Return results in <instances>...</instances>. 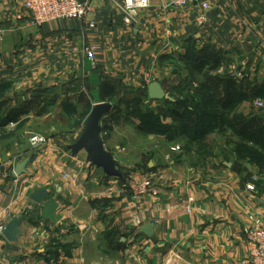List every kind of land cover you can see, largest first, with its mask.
Wrapping results in <instances>:
<instances>
[{"label":"crops","instance_id":"crops-1","mask_svg":"<svg viewBox=\"0 0 264 264\" xmlns=\"http://www.w3.org/2000/svg\"><path fill=\"white\" fill-rule=\"evenodd\" d=\"M23 2L0 0V108L7 112L3 117L11 110L27 111L20 119L26 125L34 120L46 143L32 147L22 136L19 146L10 143L0 153V222L6 226L24 216L15 242L0 237V264H241L247 256L244 231L264 215V162L235 172L230 162L239 140L230 129L203 139L213 152L204 160L184 147L172 152L178 145H168L165 136L147 135L152 169L142 170L123 162L125 148L112 150V132L118 128L112 111L100 125L104 148L117 169L132 170L129 175L119 170L123 178L113 180L88 168L86 154L87 165L72 156L68 147L83 124L62 131L69 119L61 105L81 112L88 103H106L97 99L106 81L115 84L117 93L125 85L144 92L162 81L173 99L166 85L176 81L172 70L184 67L187 72L178 76L189 86L206 82L222 99L231 89L249 96L231 118L236 112L248 115L259 98L253 95L261 87L264 91V0H189L184 6L150 0L129 24L123 0H91L94 29L77 20L36 26ZM201 12L206 21L198 26ZM89 48H96L94 65L84 54ZM46 104L64 121L58 123L52 112L38 115ZM139 104L157 115L164 104L171 105L151 101L148 94ZM24 160L25 173L16 176L14 169ZM148 178L152 191L136 205L127 184ZM37 190L45 192L40 203L29 198ZM188 204L189 213L182 208ZM148 223L154 225L151 238L139 232Z\"/></svg>","mask_w":264,"mask_h":264},{"label":"trees","instance_id":"trees-1","mask_svg":"<svg viewBox=\"0 0 264 264\" xmlns=\"http://www.w3.org/2000/svg\"><path fill=\"white\" fill-rule=\"evenodd\" d=\"M258 90L253 98L259 97L264 98V91ZM182 88L179 89L178 94L182 92ZM194 98L192 103H198L202 106V109H193L181 102L182 99H178L175 96L173 101H166L171 106H177L179 110H183L181 118L187 120L186 123H179L174 119L178 125L173 123L165 125L162 123L160 116L150 111L138 112L136 117L138 119L137 129L142 135H162L169 138L172 135H180L187 137L188 144H199L195 149L194 153L200 159H207L213 156L212 147L208 144L201 143L203 139L214 131H223L230 129L231 132L238 138L239 142L233 145L234 162L232 169L235 172H240L245 169V164L257 163L260 166L264 162V116H259L255 112H250L246 116H239L240 119L232 120L231 112L239 104L248 101L249 96L239 92L236 89H231L230 95L226 99L219 98L212 92L211 87L206 82H198L194 88ZM141 92V91H139ZM119 93V92H118ZM116 92L115 84L111 81H106L101 86V96L106 99L107 102H112L118 94ZM144 96L147 98V91L145 89ZM189 97H186L188 100ZM91 104H87L85 109L78 112L75 107L71 104H62V111L70 119L74 120V126L82 124L84 119L88 116L91 110ZM27 114L26 112H19L11 110L5 117L2 116L0 110V130L8 124H16L19 128L24 121L20 119L21 116ZM38 115L42 114V111H38ZM239 124V126L237 125ZM252 143V150L258 151L255 155L252 150H243V146L246 145L243 142ZM201 143V144H200ZM247 146V145H246ZM249 147V146H248ZM147 170L152 168L148 167V162L145 164ZM125 181V180H124Z\"/></svg>","mask_w":264,"mask_h":264},{"label":"rangeland","instance_id":"rangeland-1","mask_svg":"<svg viewBox=\"0 0 264 264\" xmlns=\"http://www.w3.org/2000/svg\"><path fill=\"white\" fill-rule=\"evenodd\" d=\"M181 72L185 73V72H187V70L184 67L174 68L172 70V75L174 77H176V81L173 84L170 83V84L166 85L167 92H170L172 96H175L178 99H182L181 102H183L184 104H187L188 106L193 107V109H195V111H197L198 108L202 109V106L198 105V103H194V104L192 103V100L194 98V92H191V91H192V89H194L195 86L194 85L189 86L187 84L186 80H181L180 76H178ZM191 83H192V80H191ZM164 86H165V83H164ZM181 88L183 90L180 94H178V91ZM142 97H145L144 93L139 92L138 90H136V88L125 85L124 87H121L119 89V93L117 94L115 99H113L112 102H107V101H104V102L109 103L112 106L110 113L113 111L112 119L115 122L114 125H118V128H116V130L114 132H112L113 133L112 134L113 141H112V147H111L112 150L114 149L115 145L121 146L122 148H125V151H123L121 153V156L123 157L122 158L123 162H125L126 164L130 163L133 166L137 165V169L146 170L145 164L147 162H149L152 158V141H150L149 139L146 138L147 135H142L139 133V131L137 129L138 119L136 117H134V116H136V114H138V112L150 111V109L146 108V106L144 108H140L139 101L142 99ZM186 97H189V99L186 100ZM41 98L42 97H38L37 100H40ZM102 98L103 97H98L97 99L104 100ZM97 99L96 100L92 99L91 103L96 102ZM0 103H4V102H0ZM120 103H121V105H119V106H121V107L119 108L118 104H120ZM11 108H12V106L9 105L6 110L8 111ZM48 108H49V106L47 107V104L44 106L43 109L41 108L42 113L52 112V114L50 116H53V119H55L56 121H60L58 123H61V120H63L59 117V116H61V113H58L57 111H54L53 109H50V108L48 111ZM254 109H252L253 112L258 114L259 116H264V109H262V110H257L256 108H254ZM0 110H1V113L3 115H5L7 113L2 108H0ZM179 112L184 113V111L179 110L177 106H171V105H165L164 104L163 109L160 110L158 114L160 117L163 118V120H161V121L166 120L168 122V124L173 123L174 125H178L176 122H173L174 119H176V121L179 123H186L187 120L184 118H181L180 117L181 114ZM237 113L238 112H236L232 118L235 121L237 119L238 120L240 119V117L238 116ZM184 115H186V114L184 113ZM105 118H103V120ZM68 119L70 122H72V124H68L69 121L67 120L68 122H66V127L64 124L62 131L63 130H67V131L72 130V127L77 129L78 126L77 127L74 126V120L70 119L69 117H68ZM85 119H84V121H85ZM84 121L82 122V124L84 123ZM82 124H81V128H82ZM168 124H165V125H168ZM237 125L239 126V124H237ZM39 129L40 128H38V125L36 124V122L34 120H32V122H30L29 125H26L24 122L19 128H17L16 124H13V123L8 124L5 129L0 130V143H1L0 146L3 145L2 147H0V153L7 151V149H9V147L12 146L10 143H14L16 146H19V143L21 142L20 138L22 136H26V139L28 136V139H29L31 134H37V133L43 134V132H41ZM45 134H47V133H45ZM165 138H166V143L168 145H170V144L172 146L178 145L180 148V151H181L182 147H184L185 150L192 151V150H194V148L196 146L194 144H188L187 143V137H185V136L182 137L180 135H172L170 138H169V136L165 137ZM225 143L228 144V139L225 140ZM31 146L37 147V146H33V145H31ZM243 150L247 151V150H252V149L250 147L244 145ZM252 152L255 155H257V153H258V151H255V150H252ZM77 156H79V161H81L85 165H87L85 163V153L84 152H80ZM227 158L225 160L227 162H229L228 161L229 158L228 159ZM216 159L218 160V157H216ZM222 161H224V160H222ZM230 163L232 164L233 162H230ZM87 167L89 168V164ZM118 170H120L123 174H128V171H132L131 169H126L125 167L123 168V167H120L119 165H118ZM99 171L101 172V170H99ZM111 179L116 180L115 178H111ZM126 182H128V181H126Z\"/></svg>","mask_w":264,"mask_h":264},{"label":"built area","instance_id":"built-area-1","mask_svg":"<svg viewBox=\"0 0 264 264\" xmlns=\"http://www.w3.org/2000/svg\"><path fill=\"white\" fill-rule=\"evenodd\" d=\"M189 0H174L173 4L176 6H184ZM150 0H123L121 9L125 13L124 22L131 23V17L138 11L149 8ZM203 10L209 8L208 4L203 3ZM23 8L30 16L31 22L36 26L58 21V20H77L81 21L88 29H94L95 23L91 16L94 13V7L91 0H24ZM206 21L204 12L196 16V24L202 26ZM3 31L0 30V41L2 39ZM96 48L84 49V54L87 61L94 65ZM239 77L243 75L242 72L235 73ZM253 105L257 110L264 109V102L262 99L256 98ZM29 142L33 146H39L46 143V139L39 134H31ZM172 152L180 150L178 146L170 148ZM1 164V161H0ZM130 192L131 201L140 205L142 198L150 191H152L153 183L151 179H145L141 182L130 180L127 184ZM248 190H253L248 187ZM190 204V203H189ZM188 205H182V208L187 213L190 212ZM5 229V224L0 222V237ZM244 239L247 245V256L241 264H264V215L255 220L252 226L244 231Z\"/></svg>","mask_w":264,"mask_h":264},{"label":"water","instance_id":"water-1","mask_svg":"<svg viewBox=\"0 0 264 264\" xmlns=\"http://www.w3.org/2000/svg\"><path fill=\"white\" fill-rule=\"evenodd\" d=\"M148 98L151 101L166 100L172 102L173 99L162 88V81H154L148 86L147 90ZM112 106L109 103L94 104L83 123V129L81 135L77 141L68 147L72 156L78 155L80 152L86 154V162L90 167L99 169L108 178L122 179L123 176L117 169L115 159L111 153H109L103 145L101 139V121L111 111ZM28 160H24L22 163L17 164L14 169V174L20 176L25 173V166ZM149 168H152L150 163ZM30 200L35 203H40L45 198V192L41 190L34 191L30 195ZM264 205V201H262ZM24 216L13 217L5 226L2 232V237L9 243L15 242L19 237V226L23 221ZM154 225L148 223L139 229L145 237L151 238Z\"/></svg>","mask_w":264,"mask_h":264}]
</instances>
